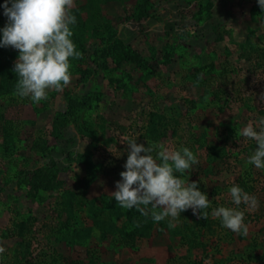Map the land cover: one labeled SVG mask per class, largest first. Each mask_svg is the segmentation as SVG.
<instances>
[{"label":"rangeland","instance_id":"obj_1","mask_svg":"<svg viewBox=\"0 0 264 264\" xmlns=\"http://www.w3.org/2000/svg\"><path fill=\"white\" fill-rule=\"evenodd\" d=\"M71 14L82 55L46 100L14 95L18 51L0 48V264H264V169L247 163L257 145L239 135L264 116L257 0H73ZM111 45L119 67L94 55ZM69 94L87 102L74 116ZM129 138L198 156L181 178L207 193V219L189 209L169 228L115 201ZM233 183L259 202L240 206L247 235L212 215L236 207Z\"/></svg>","mask_w":264,"mask_h":264},{"label":"clouds","instance_id":"obj_2","mask_svg":"<svg viewBox=\"0 0 264 264\" xmlns=\"http://www.w3.org/2000/svg\"><path fill=\"white\" fill-rule=\"evenodd\" d=\"M264 10V0H257ZM73 0H3L0 8L6 23L0 27V48L18 51L13 71L17 76L14 95L33 103L48 99L50 89L62 90L71 80V60L82 53L72 40L71 14ZM241 137L257 145L247 163L264 169V116L254 124L247 123L239 130ZM127 159L120 179L115 183L113 198L125 209H137L154 222L168 220L169 228L176 227L181 213L191 209L194 215L208 218L211 204L199 181L181 178L199 163L189 147L170 148L163 142L138 143L137 138L126 140ZM179 173L180 175H177ZM232 204L220 205L212 215L221 225L233 232L247 235L245 212L240 206L258 207V199L233 183L229 188ZM4 251L0 248V253Z\"/></svg>","mask_w":264,"mask_h":264},{"label":"trees","instance_id":"obj_3","mask_svg":"<svg viewBox=\"0 0 264 264\" xmlns=\"http://www.w3.org/2000/svg\"><path fill=\"white\" fill-rule=\"evenodd\" d=\"M211 6L212 4L210 2L205 5L206 9L208 10L210 9ZM118 49H119V46L117 45H111V46L103 47L100 49H96L94 51V55L97 56L99 59H103V61L99 62L98 64L102 66H107L108 57H111L113 58V61H115L116 66L119 67L122 64L123 57L121 54L122 51ZM67 102H68V113L70 116H74L87 105V102L85 99L81 100L79 97L72 96L71 94H69ZM78 199L82 201L83 199L82 194L78 195ZM138 230H139L138 228H133V230L126 232L123 238V243L128 246H133L134 238Z\"/></svg>","mask_w":264,"mask_h":264}]
</instances>
